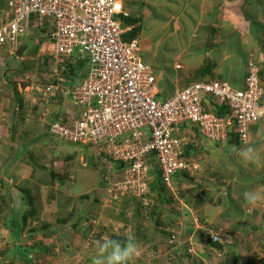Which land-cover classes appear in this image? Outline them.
Instances as JSON below:
<instances>
[{
  "label": "built area",
  "instance_id": "1",
  "mask_svg": "<svg viewBox=\"0 0 264 264\" xmlns=\"http://www.w3.org/2000/svg\"><path fill=\"white\" fill-rule=\"evenodd\" d=\"M129 16L124 0H4L0 51L14 54L19 46L30 45L37 32L44 36L50 49L42 50L38 70L25 71L22 79L38 99L47 103L61 94L74 106L66 111L69 119L57 116L50 130L62 141L83 143L120 162L127 192L147 207L150 162L155 161L166 186L179 173L198 171L200 162L186 154L194 143L187 126L210 142H246L249 128L264 117V90L259 65L250 56L239 88L202 79L159 98L154 69L143 57L139 38H125ZM79 61L85 72L69 77L70 64ZM212 103L225 107L224 112L217 113ZM195 224L203 228L197 219ZM182 229H168L173 254L183 243ZM203 231L211 242L228 240L219 229ZM187 240L186 252L196 255L194 240Z\"/></svg>",
  "mask_w": 264,
  "mask_h": 264
},
{
  "label": "rangeland",
  "instance_id": "2",
  "mask_svg": "<svg viewBox=\"0 0 264 264\" xmlns=\"http://www.w3.org/2000/svg\"><path fill=\"white\" fill-rule=\"evenodd\" d=\"M43 42L44 36L40 37L37 32L29 42L28 50L25 49L17 59L5 50L0 51V219L5 221L11 214V223L15 226L12 236L18 239L16 223L21 226V218L28 216L27 224L24 222L23 226L22 223V243L29 252L35 247L43 249L42 256H28L27 261L16 253V256H0V264H91L93 259L83 256V252L95 250V240L103 236L124 239L129 233L140 239L137 244L141 257L156 256L153 264H182L185 261L195 264L193 259L206 250L203 244H195L196 255L187 254L182 252V246H186L188 240L180 238L185 242L178 245L180 253L173 254L169 236L165 238L168 233H173L160 226H169V230L189 227L193 213L203 228L191 231L198 230L202 237L205 236L204 227L207 231L215 230L217 225L223 232L224 225L228 229L226 224L233 223H225L224 212L216 213L209 209V205L227 206L232 198L231 187L234 186L230 183L223 188L220 178L232 181V175H235L239 183L245 178L236 165L239 156L235 153L243 145L228 147L216 144L215 148L206 149L208 141L197 134L188 156L200 162L199 170L176 176L174 184L170 182L173 191L165 183L163 186L152 173L148 179L150 192L147 195L151 201L144 207L139 202L140 197L127 192L121 165L104 154L98 155L97 150H90L83 143L62 141L50 130L54 118L61 115L69 119L71 112L66 111H74V106L69 100L62 104L64 99L62 96L58 99V94L47 103L38 99L36 91L29 90L30 83L22 79L23 72L37 71L41 65L42 50L50 49ZM145 55L147 57V52ZM38 82L36 80L32 86ZM260 184L262 182H254L253 188ZM250 210L252 214L263 217L264 209ZM200 219L206 224L203 225ZM93 224L96 225L94 229ZM92 229L97 233L86 249L85 242ZM228 231L232 233L230 229ZM252 234L256 236L255 231ZM257 243L262 250L246 255L251 256L255 263L263 264L264 234L260 235ZM235 248L241 251L240 244ZM141 257L136 261L147 264ZM217 263L213 259L208 264Z\"/></svg>",
  "mask_w": 264,
  "mask_h": 264
},
{
  "label": "crops",
  "instance_id": "3",
  "mask_svg": "<svg viewBox=\"0 0 264 264\" xmlns=\"http://www.w3.org/2000/svg\"><path fill=\"white\" fill-rule=\"evenodd\" d=\"M124 2L130 13L125 25L128 30L134 25L139 28L137 36L141 42L145 61L154 69L159 98L170 95L190 82L202 79L226 81L231 86L239 88L242 86L246 61L250 55L259 65L264 90V0H124ZM144 51L147 52V57ZM177 64L180 65L179 68H176ZM185 130L188 131L189 136L190 133L192 134L194 143L195 136L201 135L193 126H187ZM207 141L206 145L209 147H205L206 149L215 148L218 144ZM248 144H251L264 158V117L249 128L246 142L242 143L231 138L226 144L219 145H228V147L243 145L241 147L243 148ZM191 150L186 152L191 153ZM238 152L239 150L235 151L237 154ZM236 163L245 177L241 183L237 182L235 175H232V181L220 178L223 188L228 187L230 183L234 186L231 187L232 198L228 202L230 206L209 205V209L216 213L221 210L224 212L222 216L227 218L225 223H233L226 224L233 233L228 243L221 244L218 248L209 244L204 236H200L198 230L192 232L193 228L197 229L196 224L193 223L196 218L193 213L189 227H183L181 230V235L188 232L181 238H192L194 244L200 246L203 244L204 250L206 249L204 253L199 254V257L193 259L196 261L195 264L212 263L213 259L218 262L217 264H257L246 254L254 250H262L259 248L261 242L257 243V241L260 235L264 234V211H262L263 217H260L252 214L249 209H264V159L251 164L242 163L238 157ZM238 166H236L237 170ZM174 179V177L173 180L171 179L173 184ZM256 181L262 184L258 185V188H253ZM168 188L173 191L171 184ZM253 190L261 194V199L251 205L245 201L244 193ZM251 216L254 218L251 219ZM11 217L10 214L5 221L3 218L0 219V256H16V254L20 257L25 254L42 256L43 249L35 247L29 252L22 243L24 240L22 223L25 226L27 222L24 225V221L21 220L20 226L16 221L19 237L15 239L12 236L15 226L11 223ZM200 220L203 225L206 224L204 220ZM160 227L169 229V226ZM215 228L218 230L220 226L217 225ZM228 229L224 225V230L232 235ZM252 230L255 231V237L251 235ZM166 236L165 238H168L169 233ZM135 240L137 243L140 242V239ZM163 241L166 243V239ZM239 244L241 251H236L235 245ZM16 245L22 246L24 254L16 250ZM182 249V252H185V244ZM94 252L93 249L84 251L83 256L93 259ZM234 253H237V256ZM55 255L58 256V253ZM141 258L147 264L156 262V256ZM139 262L136 261L135 264ZM262 262L264 264V260ZM182 264L190 263L185 261Z\"/></svg>",
  "mask_w": 264,
  "mask_h": 264
},
{
  "label": "clouds",
  "instance_id": "4",
  "mask_svg": "<svg viewBox=\"0 0 264 264\" xmlns=\"http://www.w3.org/2000/svg\"><path fill=\"white\" fill-rule=\"evenodd\" d=\"M135 36L138 37L137 34ZM26 45H28V44H26ZM28 48H29V45H28ZM28 48H27V50H28ZM13 55H14L15 59H17L16 57H19V56H16L15 52ZM4 60H8V59H4ZM80 72L81 73L85 72L84 68H82V70ZM79 73H78V75L81 74V73L80 74ZM78 75H77V77H79ZM51 99H52V97H51ZM63 99H64V101L62 102V104H65L66 100H69L70 101L69 103L72 104V102L69 98L63 97ZM227 142H225L224 144H226ZM218 144H220V143H218ZM238 156H239L242 163L256 164V163L260 162L262 159H264V158H262L261 154L258 153L253 146H251V144H248L245 147L241 148L238 152ZM172 180H173V178H172ZM167 188H168V186H167ZM244 199L247 203L254 205L258 202V200L261 199V194L256 192V191H248V192L244 193ZM195 219H197V216H196V218H194V222H193L194 224H195ZM198 224H199V222H198ZM93 226H94L93 227V229H94L96 227V225L93 224ZM93 229H92V232L89 234V239L85 242L86 249L89 248V246H90V242L92 241V239H91L92 236H96L97 232L93 231ZM225 231L226 230H224V233H226ZM226 234H228V233H226ZM230 237H231V234H228V240L226 242H211L208 239H205V240L211 244L212 243H218L220 245L221 244L226 245L228 243V241L230 240ZM94 249H95V255L93 256V264H135V261L141 255V249L135 240V236L131 233H129V235L124 239H113L109 236H103L100 239H97L94 241ZM185 251H186V246H185Z\"/></svg>",
  "mask_w": 264,
  "mask_h": 264
},
{
  "label": "trees",
  "instance_id": "5",
  "mask_svg": "<svg viewBox=\"0 0 264 264\" xmlns=\"http://www.w3.org/2000/svg\"><path fill=\"white\" fill-rule=\"evenodd\" d=\"M0 2H2V0H0ZM134 21V20H133ZM132 21V22H133ZM129 23H130V21H129ZM139 31V28L138 27H136L135 25L133 26V28L130 30V32L129 33H127L126 34V36H125V38L127 39V38H130V37H133V36H135L136 34H137V32ZM82 68H84V70L86 69V66H85V64L83 63V61H79L78 63H71L70 64V66H69V77H71V78H73V77H77V75H78V73L82 70ZM22 70H26V69H22ZM24 73V72H23ZM72 80V79H71ZM70 80V81H71ZM73 81V80H72ZM57 97V94L56 95H54V97ZM59 97H61V94H58V99H59ZM212 105H215V108H213L217 113H219L220 114V112L221 113H223L224 112V110H225V107H218L216 104H213L212 103ZM59 115V114H58ZM55 119V118H54ZM189 149H190V147H189ZM186 154H189L188 152H186ZM115 163H118L119 164V166L120 165H122L120 162H118V161H116ZM150 165H151V170H150V173L152 174V173H154V175L155 176H157L158 177V181L164 186V184H163V181H162V179H161V177H160V172H159V170L157 169V165H156V163H155V161H153L152 160V162H150ZM183 174H188V173H179V174H177L176 176H177V178H178V176H183ZM176 176L174 177V178H176ZM27 218H28V216H23L22 218H21V220H23L25 223L27 222ZM212 245H214L215 247H218V248H220L221 247V245H219L218 243H212ZM15 248H16V250H19V251H21L20 253H22V254H24L23 253V249H21L22 248V246L21 245H16L15 246ZM25 261H27L28 260V256H26V254H25V256H21Z\"/></svg>",
  "mask_w": 264,
  "mask_h": 264
},
{
  "label": "water",
  "instance_id": "6",
  "mask_svg": "<svg viewBox=\"0 0 264 264\" xmlns=\"http://www.w3.org/2000/svg\"><path fill=\"white\" fill-rule=\"evenodd\" d=\"M27 48H28V45L19 46V48H17L15 51L16 56H22L23 52L25 51V49L27 50Z\"/></svg>",
  "mask_w": 264,
  "mask_h": 264
}]
</instances>
